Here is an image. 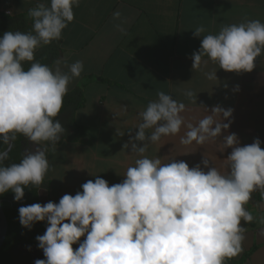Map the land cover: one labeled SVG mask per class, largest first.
<instances>
[{"label":"clouds","instance_id":"9594fccd","mask_svg":"<svg viewBox=\"0 0 264 264\" xmlns=\"http://www.w3.org/2000/svg\"><path fill=\"white\" fill-rule=\"evenodd\" d=\"M80 2L39 3L29 9V31H6L0 37V142L7 146L0 149V195L11 191L15 201L24 198L26 187L43 186L50 169L48 146L55 151L65 132L55 118L70 83L84 70L83 61L56 59L50 66L36 60V53L62 38ZM203 33V26L193 32L203 37L192 55L194 71L211 60L225 71L251 72L264 54V22L258 19L224 25L218 34ZM26 62H31L27 70ZM205 75L218 79L216 71ZM157 95L139 113L138 130L124 145L138 158L122 182L110 185L97 175L81 185L82 191L65 194L58 203L18 209L21 225L31 229L36 222L48 224L45 233L36 236L46 259L35 264H226L243 252L246 228L241 222L254 219L245 205L253 192L264 195L262 141L241 145L237 134L224 135L231 108L214 106L196 125L185 124V104L163 91ZM185 95L191 98L194 93ZM182 127L187 129L180 137L183 145H204L222 136L223 148L232 149L226 158L228 170L221 171L206 155L192 167L183 160L162 163L145 155L149 144L179 134ZM20 135L37 147L26 151L20 162L6 165Z\"/></svg>","mask_w":264,"mask_h":264},{"label":"crops","instance_id":"0c3cea01","mask_svg":"<svg viewBox=\"0 0 264 264\" xmlns=\"http://www.w3.org/2000/svg\"><path fill=\"white\" fill-rule=\"evenodd\" d=\"M39 3L50 5V0H2L0 11L16 17L13 31L27 32L32 26L27 13ZM74 13L57 41L56 59L67 64L83 61L81 76L69 85V91L82 90L83 103L69 112L72 125L63 126L60 142L68 139L87 148L95 161H103V178L109 184L122 182L127 168L134 166L138 156L124 145L138 130L139 113L160 91L185 104V124L196 125L217 105L233 109L224 135L237 134L241 145L259 138L264 148V54L256 58L251 72L225 71L207 57L202 70L192 68V55L203 38L193 36L196 27L203 26L202 35H207L245 20L264 22V0H81ZM212 71L217 80L207 79L205 73ZM189 90L191 98L185 95ZM186 131L182 127L179 134L149 144L145 155L159 157L162 163L183 160L190 167L206 155L221 171L228 170L226 158L232 149L223 148L222 136L204 145H183L180 137ZM245 207L254 219L241 222L246 228L244 250L233 259L237 264H264V195L253 192Z\"/></svg>","mask_w":264,"mask_h":264},{"label":"trees","instance_id":"16d2710c","mask_svg":"<svg viewBox=\"0 0 264 264\" xmlns=\"http://www.w3.org/2000/svg\"><path fill=\"white\" fill-rule=\"evenodd\" d=\"M2 0H0V4ZM26 16V15H25ZM21 19L24 16H20ZM27 18L30 20L28 13ZM17 25L16 17H11L4 15L0 12V37L6 31H13L14 26ZM24 24L21 23V27ZM60 52V46L57 41H53L50 45L44 46L41 49L37 50L36 60H39L41 63L51 65V63L58 57ZM31 65V62L24 63V68L27 70ZM82 90L77 88L68 92L64 97V105L61 112L55 118L59 120L63 125L71 126L72 121L69 118V112L73 109L78 108L82 105ZM78 127V126H77ZM79 138V137H78ZM77 138V139H78ZM23 135H20L16 141L13 142V147L9 153V159L5 161V164L18 163L24 155L21 140ZM7 146L3 145L0 142V149H6ZM50 183L48 180L44 179V184L41 188L49 189ZM41 188L36 187H26L25 196L20 201L14 200V193L9 191L0 195V198L3 200L2 205L8 219V234L0 249V264H17L14 257L15 247L23 246L28 248L29 246L38 247L39 242L36 240L37 235H43L48 226L46 221L36 222L31 229L21 225L19 221V211L18 209L21 206H27L34 203H40L39 201V190ZM39 248V247H38ZM41 249V248H40ZM255 248H252L254 250ZM251 250V251H252ZM251 252L245 254L244 258L249 257ZM243 258V259H244ZM238 260L231 258L226 261V264H237Z\"/></svg>","mask_w":264,"mask_h":264},{"label":"rangeland","instance_id":"374dc122","mask_svg":"<svg viewBox=\"0 0 264 264\" xmlns=\"http://www.w3.org/2000/svg\"><path fill=\"white\" fill-rule=\"evenodd\" d=\"M0 12L2 13V11ZM67 125L63 126L67 127ZM47 156L50 169L44 179L49 181L50 186L48 190L43 188L44 203L49 201L58 203L63 195H75L78 191H82L81 185L88 180H95L97 175L101 178L104 177L103 174L106 169L104 162L101 160L95 161L90 157L87 148L78 147L77 144L70 142L68 139L59 142L55 146V151L49 145ZM34 249L21 245L15 247L18 263L25 264L27 256H31V253L36 251Z\"/></svg>","mask_w":264,"mask_h":264},{"label":"flooded vegetation","instance_id":"af4514ba","mask_svg":"<svg viewBox=\"0 0 264 264\" xmlns=\"http://www.w3.org/2000/svg\"><path fill=\"white\" fill-rule=\"evenodd\" d=\"M21 144H22V148H23L24 154L28 150L35 151V149L37 147L34 143H32L29 140H27L24 136H23V139L21 140ZM42 192H43V188H41L39 190V201H40V203L44 204ZM28 248H31V249L35 248L34 250H36V251L32 252L31 256H27V258H26V255H25V258H26L25 264H35V261L37 259H46L42 249H40V248H38L36 246H29ZM13 255H14L15 259H16V263L19 264L18 260H17V257H16V253L14 252Z\"/></svg>","mask_w":264,"mask_h":264},{"label":"water","instance_id":"95a60500","mask_svg":"<svg viewBox=\"0 0 264 264\" xmlns=\"http://www.w3.org/2000/svg\"><path fill=\"white\" fill-rule=\"evenodd\" d=\"M12 149V148H11ZM10 149V151H11ZM9 151V153H10ZM3 200L0 198V249L5 243L7 234H8V219L2 205ZM43 204V203H42ZM86 236L81 237V240L85 239ZM79 247V243L73 244V248L76 249Z\"/></svg>","mask_w":264,"mask_h":264}]
</instances>
